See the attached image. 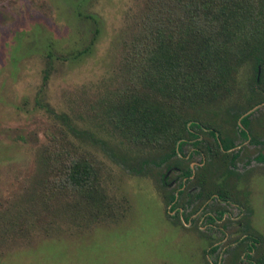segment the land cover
Listing matches in <instances>:
<instances>
[{"label":"rangeland","instance_id":"rangeland-1","mask_svg":"<svg viewBox=\"0 0 264 264\" xmlns=\"http://www.w3.org/2000/svg\"><path fill=\"white\" fill-rule=\"evenodd\" d=\"M140 6V0H0V201L20 192L40 148L75 144L101 170L110 199L124 207L118 219L85 229L67 222L52 236L34 229L25 237L0 236V264H264V157H256L260 149L264 155L262 108L252 114L251 137H234L228 202L188 197L198 186L151 149L124 142L107 122L122 43ZM193 148L190 140L181 145L182 166L202 159ZM162 173L167 192L184 181L179 208L162 199ZM215 182L206 175L205 187ZM244 236L257 239L248 258Z\"/></svg>","mask_w":264,"mask_h":264},{"label":"trees","instance_id":"trees-1","mask_svg":"<svg viewBox=\"0 0 264 264\" xmlns=\"http://www.w3.org/2000/svg\"><path fill=\"white\" fill-rule=\"evenodd\" d=\"M140 3L134 31L122 43L107 122L124 142L151 149L166 168L198 186L188 197L228 202L234 137L251 136L249 117L260 108L264 114V0ZM189 140L203 156L194 175L178 154ZM256 157L263 159L261 149ZM35 167L20 192L0 201V236L25 237L32 229L52 236L64 231L60 223L85 229L124 212L108 196L101 170L77 145H44ZM210 174L219 182L205 187ZM165 177H158L162 199L179 208L184 181L167 192ZM244 237L252 249L257 239Z\"/></svg>","mask_w":264,"mask_h":264},{"label":"flooded vegetation","instance_id":"flooded-vegetation-1","mask_svg":"<svg viewBox=\"0 0 264 264\" xmlns=\"http://www.w3.org/2000/svg\"><path fill=\"white\" fill-rule=\"evenodd\" d=\"M253 116L254 115H251L250 117H249V119H250V122H251V119L253 118ZM251 136H249L248 138H245L246 140H248L249 138H250ZM199 138H200V136H199ZM243 138V137H242ZM244 139V138H243ZM235 144V143H234ZM262 144H263V142H262ZM235 148V147H234ZM234 148H233V151H234ZM263 153V152H262ZM200 154H202V153H200ZM200 161H203V157H202V159L200 160ZM202 162H197V163H195L193 166L194 167H192L191 165H188L190 168H191V171H192V174L194 173V170L198 167V166H200V164H201ZM232 165V164H231ZM230 165V166H231ZM229 166V167H230ZM194 168V169H193ZM194 175V174H193ZM193 175H191V177L193 176ZM212 197V196H211ZM210 197V198H211ZM197 198H203V197H197ZM213 198V197H212ZM203 199H209V198H203ZM213 199H216V198H213ZM218 200V199H217ZM223 202V201H222ZM219 211H221V210H219ZM187 217V216H186ZM207 217H211V216H207ZM213 219V217L211 218V220ZM241 242H243V239H241ZM247 249V248H246ZM253 249V248H252ZM251 248H250V250H249V255L248 256H245V254H244V256L246 257V258H248V257H250V252H251V250H252ZM246 251V250H245ZM257 260H259V259H257ZM256 262H254V264H255Z\"/></svg>","mask_w":264,"mask_h":264}]
</instances>
